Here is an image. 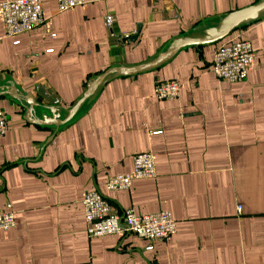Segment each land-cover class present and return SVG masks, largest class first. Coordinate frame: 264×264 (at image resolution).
Segmentation results:
<instances>
[{"label":"crops","instance_id":"0c3cea01","mask_svg":"<svg viewBox=\"0 0 264 264\" xmlns=\"http://www.w3.org/2000/svg\"><path fill=\"white\" fill-rule=\"evenodd\" d=\"M255 1L85 0L58 11L57 0H42L49 30L6 37L0 16V85L11 80L48 103L36 92L43 86L69 109L95 75L142 64L198 24ZM107 15L127 40L110 35ZM238 34L252 43L254 63L245 81L230 83L214 76L211 61ZM164 80L180 84L177 99L152 96ZM0 110L9 122L0 137V210L15 213V226L0 231V264H264V18L214 44L181 48L153 70L112 77L59 128L25 119L8 96ZM148 151L154 177L107 191L108 177L130 173L133 156ZM96 190L113 211L168 210L175 233L150 250L134 234L88 238L81 199Z\"/></svg>","mask_w":264,"mask_h":264},{"label":"built area","instance_id":"2783aa9c","mask_svg":"<svg viewBox=\"0 0 264 264\" xmlns=\"http://www.w3.org/2000/svg\"><path fill=\"white\" fill-rule=\"evenodd\" d=\"M84 2L85 0H57L58 11L74 8ZM0 16L6 37H16L40 26L46 30L50 27V21L43 11L42 0H4L0 2ZM112 22L111 15L105 16L104 25L110 31V35L119 42L127 40L129 34L118 35L113 32ZM13 43H18V40H14ZM211 62V71L216 78L230 83L245 81L254 63L252 43L238 34L233 39L217 45ZM179 92L180 84L177 81L164 80L155 84L152 96L159 100H172L177 99ZM8 127L9 122L0 110V137ZM160 132L154 130L152 133ZM155 175L152 152H140L133 156L132 171L108 177L105 187L107 191L128 190L133 180L149 179ZM81 204L84 208L85 231L88 238L134 234L146 239L148 244L145 249L150 250L153 242L167 239L176 230V221L168 210L150 214H137L133 207L121 212L113 211L106 197L97 190L86 191ZM6 207L0 210V231H7L15 226V213L9 205Z\"/></svg>","mask_w":264,"mask_h":264},{"label":"water","instance_id":"95a60500","mask_svg":"<svg viewBox=\"0 0 264 264\" xmlns=\"http://www.w3.org/2000/svg\"><path fill=\"white\" fill-rule=\"evenodd\" d=\"M264 18V0H257L242 9L233 10L214 20L197 25L196 28L169 41L154 57L138 65H115L95 75L87 82L86 90L69 109L58 107L57 101L43 86L37 87L38 95L44 96L48 103L35 101L33 94L22 92L11 80L0 85V96H8L25 108V119L37 124L60 125L70 122L94 101L101 88L114 76H129L153 70L163 65L181 48L214 44L230 35L234 30L247 27L250 23ZM134 37V36H133ZM132 37V38H133ZM41 112V113H40ZM39 115L37 116V114Z\"/></svg>","mask_w":264,"mask_h":264}]
</instances>
